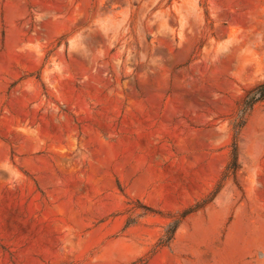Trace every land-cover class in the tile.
<instances>
[{
    "label": "rangeland",
    "instance_id": "1",
    "mask_svg": "<svg viewBox=\"0 0 264 264\" xmlns=\"http://www.w3.org/2000/svg\"><path fill=\"white\" fill-rule=\"evenodd\" d=\"M262 79L264 0H0V264H264Z\"/></svg>",
    "mask_w": 264,
    "mask_h": 264
},
{
    "label": "trees",
    "instance_id": "2",
    "mask_svg": "<svg viewBox=\"0 0 264 264\" xmlns=\"http://www.w3.org/2000/svg\"><path fill=\"white\" fill-rule=\"evenodd\" d=\"M264 100V79L258 81L255 83L252 87L247 89L242 97L239 111L233 121V127L235 131L234 135V141L232 143L231 148V160L228 164L227 170L231 173H234L237 166H238V141L236 139V135L239 133V130L242 128V126L245 123L246 115L248 112L254 107V105L260 101ZM195 208H190L185 213H189L191 211H194ZM129 223V222H128ZM172 227L168 228L166 230L167 238H161L162 243L167 244L170 242V240L173 237V231Z\"/></svg>",
    "mask_w": 264,
    "mask_h": 264
}]
</instances>
